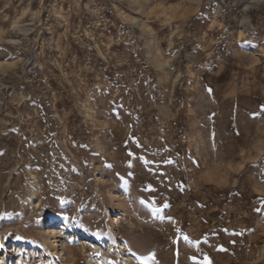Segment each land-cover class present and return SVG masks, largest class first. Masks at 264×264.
I'll use <instances>...</instances> for the list:
<instances>
[{
  "label": "rangeland",
  "instance_id": "374dc122",
  "mask_svg": "<svg viewBox=\"0 0 264 264\" xmlns=\"http://www.w3.org/2000/svg\"><path fill=\"white\" fill-rule=\"evenodd\" d=\"M0 264H264V0H0Z\"/></svg>",
  "mask_w": 264,
  "mask_h": 264
},
{
  "label": "snow or ice",
  "instance_id": "6c2138e0",
  "mask_svg": "<svg viewBox=\"0 0 264 264\" xmlns=\"http://www.w3.org/2000/svg\"><path fill=\"white\" fill-rule=\"evenodd\" d=\"M147 190L152 191L153 189H151V186H149ZM142 203H144V202L142 201ZM167 206L168 205H165V207H167ZM169 219H171V218H169ZM185 239H187V238H185Z\"/></svg>",
  "mask_w": 264,
  "mask_h": 264
}]
</instances>
